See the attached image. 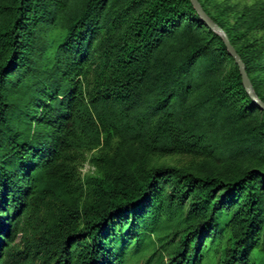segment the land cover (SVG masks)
<instances>
[{
	"label": "trees",
	"instance_id": "16d2710c",
	"mask_svg": "<svg viewBox=\"0 0 264 264\" xmlns=\"http://www.w3.org/2000/svg\"><path fill=\"white\" fill-rule=\"evenodd\" d=\"M198 2L264 102V3L230 25ZM258 255L264 112L191 0H0V264Z\"/></svg>",
	"mask_w": 264,
	"mask_h": 264
},
{
	"label": "rangeland",
	"instance_id": "374dc122",
	"mask_svg": "<svg viewBox=\"0 0 264 264\" xmlns=\"http://www.w3.org/2000/svg\"><path fill=\"white\" fill-rule=\"evenodd\" d=\"M214 15L218 10L230 7L231 11L229 13V24L235 22V17L245 8V7H256L257 5L264 3V0H201ZM253 39H262L264 42V34L256 33L252 36ZM228 67V65H227ZM227 70V69H226ZM262 78V92L264 94V74ZM100 153L99 150L91 151L85 153L84 157L80 161L79 170L81 178H86L90 176H96L98 174V169L96 167L94 158ZM151 165H175L182 166L187 161V158L179 156H170L165 158H154L151 159ZM258 264H264V255H258Z\"/></svg>",
	"mask_w": 264,
	"mask_h": 264
},
{
	"label": "water",
	"instance_id": "95a60500",
	"mask_svg": "<svg viewBox=\"0 0 264 264\" xmlns=\"http://www.w3.org/2000/svg\"><path fill=\"white\" fill-rule=\"evenodd\" d=\"M196 11L198 12L202 22L211 30H213L215 33H217L218 35H220L226 45V48L228 50V53L230 54V56L234 59V61L236 62L241 77H242V82H243V86L247 92V94L249 95V97L251 98V100L253 101V103L258 106L263 112H264V102H262L258 96L256 95L253 86L251 84V81L247 75L246 69H245V65L242 62L241 58L239 57V55L237 54L236 50L234 49V47L230 44V41L227 37V35L225 34V32L211 19L208 17V15L204 12V10L202 9L200 3L198 2V0H191Z\"/></svg>",
	"mask_w": 264,
	"mask_h": 264
}]
</instances>
